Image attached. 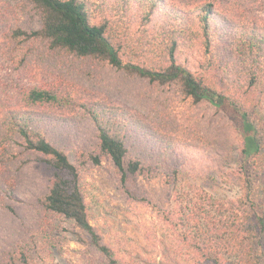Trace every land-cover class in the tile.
Returning a JSON list of instances; mask_svg holds the SVG:
<instances>
[{
	"label": "trees",
	"instance_id": "16d2710c",
	"mask_svg": "<svg viewBox=\"0 0 264 264\" xmlns=\"http://www.w3.org/2000/svg\"><path fill=\"white\" fill-rule=\"evenodd\" d=\"M30 1L39 27L15 28L12 35L20 42L41 41L55 60L68 55L108 63L150 84L174 86L193 104H209L227 117L238 133L237 165L222 176L237 190L224 199L212 189L173 184L156 231L147 235V249L107 243L89 221L78 166L68 156L73 140L56 142L45 118L31 108L60 102L57 84L26 85L18 92L19 104L0 107V209L13 211L15 185L3 175L7 166L37 160L47 184L33 198L39 212L34 231L41 230L49 247L55 240L47 221L58 217L76 229L74 240L86 247L87 264H264V0H193L190 10L166 7L174 0H115V13L106 0ZM135 4L143 35H133L127 19ZM151 22L153 36L147 31ZM195 43L201 49L198 72L178 58L181 47ZM78 107L94 128V142L75 148L79 165L107 159L131 199L136 200L130 179L164 168L176 182L185 169L193 170L179 158L192 150V140L156 132L160 159L151 161L134 153L128 131L135 125L145 131L144 126L121 107L100 99ZM34 231L0 248V264H27L29 251L20 242L30 243Z\"/></svg>",
	"mask_w": 264,
	"mask_h": 264
},
{
	"label": "rangeland",
	"instance_id": "374dc122",
	"mask_svg": "<svg viewBox=\"0 0 264 264\" xmlns=\"http://www.w3.org/2000/svg\"><path fill=\"white\" fill-rule=\"evenodd\" d=\"M187 1V6H183V0L168 1L166 7L178 4L190 10L195 4L193 0ZM114 2L106 0V5L115 13ZM138 7L135 4L127 13L133 35H143L136 15ZM152 22L147 26L150 36H153ZM17 27L27 31L39 27L36 7L30 0H0V107L19 104L18 92L26 85L57 84L63 96L60 102L31 108L45 118L48 134H52L56 142H65L66 138L73 140L68 156L78 166L89 221L105 242L115 245L120 240L124 249L130 251L147 249L151 245L147 235L156 231L155 220L167 200L173 197V184L212 189L215 196L224 199L235 195L237 189L226 184L222 175L237 165L238 133L220 111L206 103L193 104L174 86L150 84L108 63L86 62L68 55L55 60L54 53L45 49L41 41L20 42V38L14 37L12 31ZM178 58L183 65L198 72L200 46L195 43L189 48L181 47ZM99 99L118 105L144 126L145 131H140L139 125L128 131L135 154H147L151 161H159L156 132L168 133L185 142L192 140V150L180 153L179 158L193 170L185 169L183 177L176 182L164 168L130 179L134 200L124 191L107 159L99 164L79 165L75 148L94 142V128L81 117L78 106L82 101ZM3 175L9 176L15 185V197L11 201L12 212L0 209V248L25 231L35 230L39 212L33 198L44 191L47 184L45 167L37 160L24 164L15 161L7 166ZM47 229H51L55 240L52 247L40 237V229L39 233L34 231L32 239L30 236V243L21 240V246L29 251L27 264H87L86 247L75 242L76 229L69 221L51 217Z\"/></svg>",
	"mask_w": 264,
	"mask_h": 264
}]
</instances>
